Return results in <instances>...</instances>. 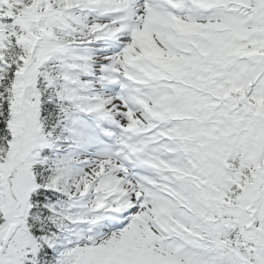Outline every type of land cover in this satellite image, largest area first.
Listing matches in <instances>:
<instances>
[{"label":"snow or ice","instance_id":"snow-or-ice-1","mask_svg":"<svg viewBox=\"0 0 264 264\" xmlns=\"http://www.w3.org/2000/svg\"><path fill=\"white\" fill-rule=\"evenodd\" d=\"M0 264H264V0H0Z\"/></svg>","mask_w":264,"mask_h":264}]
</instances>
